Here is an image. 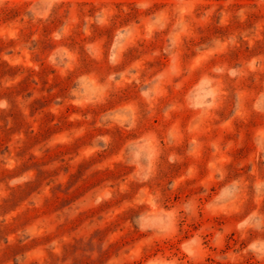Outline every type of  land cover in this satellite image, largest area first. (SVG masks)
I'll use <instances>...</instances> for the list:
<instances>
[{"label": "clouds", "instance_id": "obj_1", "mask_svg": "<svg viewBox=\"0 0 264 264\" xmlns=\"http://www.w3.org/2000/svg\"><path fill=\"white\" fill-rule=\"evenodd\" d=\"M206 5L22 0L10 34L15 46L0 51V59L16 67L21 61L15 55L26 54L34 89L15 97L0 93V127L14 126L7 117L13 110L29 119L36 102L48 96L50 115L59 118L71 109L69 127L37 145L35 156L81 142L74 162L95 160L89 173H114L102 180L90 206L122 204L120 228L136 237L113 251L115 237L97 231L98 217L77 234L84 237L78 258L93 264H264V52L236 58L239 49L252 51L264 40V0H226L222 9ZM11 8V0H0V12ZM209 27L211 36L205 35ZM109 30L134 39L111 46L97 40ZM45 45L70 55L31 62ZM27 75L22 71L0 89ZM23 142L17 135L13 146ZM18 163L14 152H0V170ZM32 179L31 172L4 177L0 203ZM41 205L31 197L15 211L0 206V264H32V242L50 226L61 229L75 219L67 210L50 224L21 216ZM70 240L53 239L45 248L60 256Z\"/></svg>", "mask_w": 264, "mask_h": 264}, {"label": "rangeland", "instance_id": "obj_2", "mask_svg": "<svg viewBox=\"0 0 264 264\" xmlns=\"http://www.w3.org/2000/svg\"><path fill=\"white\" fill-rule=\"evenodd\" d=\"M131 2V0H129ZM226 0H207V7L213 4L218 9L224 7ZM12 8L0 12V51L6 47H14L15 41L11 39V33L16 31L15 23L18 20L20 13L23 11L22 0H11ZM157 3H167V0H157ZM232 29H215L216 32H230ZM213 28L209 27L205 31V35L211 36ZM264 36V32L261 33ZM8 36L7 44L4 42V37ZM80 37L79 40H83ZM109 45L119 44L122 41H132L134 37L129 33L116 32L109 30L107 37H97V40H105ZM139 43V41H137ZM158 46L162 47V43L158 42ZM101 48L96 49L97 54ZM167 49H165L166 51ZM115 52V49H113ZM264 52V40L257 41V46L254 50L249 51L244 47L237 51V59H246L252 54ZM11 55V53H9ZM51 54L53 59L60 58L61 60L70 53L58 51L49 48L46 45L41 48L39 56H33L31 62H39L43 65L44 58ZM21 61V65L12 67L7 61L0 59V84L5 81L12 83L17 75L22 71H27L28 75L18 84L11 88L0 89V93L8 94L13 97L20 95L21 92H28L30 95L34 89V82L31 79L33 75L31 68L27 67L30 63L29 58L24 53H17L14 57ZM164 63V60H161ZM47 68H42L46 72ZM52 79L51 75L45 77L44 87L48 86V82ZM60 84L59 80L56 81ZM210 83V82H209ZM203 87V84L201 85ZM52 99L48 96L46 99L37 101L33 106L29 119H25L17 110L7 113V117L11 118L15 123L12 128L6 125L0 127V152H14L16 159L19 161L17 166L12 170H0V181L4 177H13L23 175L28 172L33 174V179L24 186H18L16 189H10L7 195L3 198L0 206L4 211H15L25 200L36 197L42 201L39 209L29 212L27 216L21 214L24 219L32 223H49L57 213H75V219L67 223L61 229L49 227L47 233L41 235L32 242L29 246L33 256L32 264H68L69 260L72 264H93L90 259H80L77 257V252L81 247L83 236L77 239V234L84 232L96 218H102L103 222L97 231L103 232L105 236L115 237L113 251L126 243L136 242V237L129 235L122 228L121 215L122 204L101 205L99 208L90 206V200L94 194L101 193V182L107 175L114 173L105 172L103 174L89 173L88 169L96 163L95 160H77L73 158L80 155L82 148L81 142L70 146L58 145L54 149L45 150L40 157L35 156L33 149L37 145L44 143L54 136H60L69 127L67 116L71 114V109H65L59 118L50 115L47 111L48 102ZM5 116L0 115V120H4ZM59 119L60 124L57 126L53 121ZM153 124H158L154 121ZM17 135H23V144L14 147L13 141ZM72 154L71 156L69 154ZM99 160V158H97ZM55 165V167H54ZM181 194L177 199L182 198ZM150 203V201H149ZM195 230V229H193ZM70 242L64 243L61 247L60 256H55L48 252L45 245L53 239H68ZM111 254V253H110ZM103 259V258H102ZM211 257H209V262ZM115 264V262H114Z\"/></svg>", "mask_w": 264, "mask_h": 264}]
</instances>
